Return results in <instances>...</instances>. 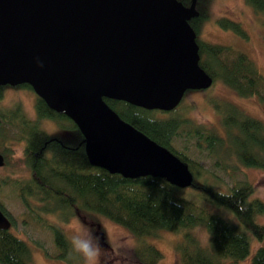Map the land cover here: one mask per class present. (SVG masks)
I'll list each match as a JSON object with an SVG mask.
<instances>
[{
	"label": "trees",
	"instance_id": "16d2710c",
	"mask_svg": "<svg viewBox=\"0 0 264 264\" xmlns=\"http://www.w3.org/2000/svg\"><path fill=\"white\" fill-rule=\"evenodd\" d=\"M180 1L186 5L190 2ZM246 1L253 9L264 10V0ZM205 2L196 0L198 14L188 20L195 31L192 22L204 17ZM218 23L246 37L239 22L222 17ZM196 42L198 63L210 75L211 82L218 79L238 95L253 96L264 104V77L245 52L228 44L198 39ZM18 85L31 89L28 83ZM2 89L0 85V98ZM103 99L121 119L183 160L193 173L192 182L179 187L164 177L128 178L90 164L82 138L76 144H69L39 127L37 120L44 117L67 118L77 128L69 117L48 107L35 94L34 115L18 102L0 107V152L4 163L13 152L8 142L21 141L27 170L22 178H0V188L8 181L10 191L30 210L32 204H38L35 202L46 213L55 208L71 211L76 205L124 226L139 239L134 245L133 264H155L161 257V251L142 238L155 236L160 229L178 233L173 243L178 264H235L243 259L249 252L250 236L264 237V222L256 220L257 215L264 213V202L251 196L253 186L246 180L223 189L218 184L219 177L190 156L185 143L204 151L219 168H227L228 158L234 157L244 165L264 169V122L229 102L227 109H219L218 125L208 126L195 123L174 111V107L147 109L121 99ZM177 140L184 143L183 148ZM211 205L219 210H211ZM0 209L11 226L13 221L1 196ZM40 218L51 232L54 250L50 256L79 263L81 257L71 252L69 237L62 227L46 216ZM197 226L205 230V240L194 232ZM30 263L31 248L27 240L9 228H0V264ZM249 264H264V246L256 247Z\"/></svg>",
	"mask_w": 264,
	"mask_h": 264
},
{
	"label": "water",
	"instance_id": "95a60500",
	"mask_svg": "<svg viewBox=\"0 0 264 264\" xmlns=\"http://www.w3.org/2000/svg\"><path fill=\"white\" fill-rule=\"evenodd\" d=\"M195 2L0 0V85L28 83L69 117L90 164L188 186L187 164L121 119L103 97L169 110L185 89L211 83L188 21L198 14ZM9 226L0 209V228Z\"/></svg>",
	"mask_w": 264,
	"mask_h": 264
},
{
	"label": "rangeland",
	"instance_id": "374dc122",
	"mask_svg": "<svg viewBox=\"0 0 264 264\" xmlns=\"http://www.w3.org/2000/svg\"><path fill=\"white\" fill-rule=\"evenodd\" d=\"M204 10V17L198 18L195 23L192 22L196 27L195 38L228 44L242 50L254 62L257 70L264 77V10L253 9L246 0H206ZM222 17L239 22L246 32V37L241 36L231 27L219 25L218 20ZM34 100L35 93L32 88L19 85L13 87L10 84H4L0 107L10 106L18 102L30 115H34ZM227 102L237 105L246 113L258 117L264 122L263 103L257 101L253 96L238 95L235 90L218 79L213 80L208 86L203 88L185 89L173 107L174 111L185 115L195 123L210 126L212 124L218 125L220 112L222 109H227ZM37 122L39 127L50 135L56 136L69 144H76L82 138L81 133L67 118L51 119L42 117ZM176 142L180 148H183L184 143L182 141L177 140ZM185 144H187L186 151H188L190 156L197 159L201 165L219 177L218 184L223 189L231 186L236 181L246 180L253 186L251 196L257 197L264 202L263 168L254 165H244L234 157L228 158L227 168H219L213 164L214 159L205 154L204 151L194 149L190 143ZM8 145L12 147L13 152L9 153L7 161L0 165V178L8 180L22 178L27 173L26 165L22 158V142L9 141ZM196 181L199 182L200 179H196ZM0 196L3 199L5 209L13 221L9 229L27 240L30 245V264H83L82 258L79 263H71L50 256V253L54 250L51 232L40 216H46L47 220L60 225L69 238L77 227V218L83 219V213L85 212L98 218L110 232L128 231L124 226L111 221L107 217L85 211L76 205L71 208V211L69 208L62 210L55 208L46 213L40 210L41 204L35 202L38 204L35 206L32 204L33 210H30L10 191L8 181L2 183ZM211 210L217 211L219 208L211 205ZM222 215L225 216L224 214ZM256 220L260 223L264 222V213L257 215ZM96 227L99 230V225H96ZM193 230L200 236L201 240H205L206 232L201 226H197ZM177 237L178 233L160 229L155 236L145 235L142 238L161 251L162 255L155 264H178L177 255L173 248V243ZM133 238V243L136 245L139 239L135 236ZM259 245L264 246V237L259 239L251 235L248 254L235 264H249L250 256Z\"/></svg>",
	"mask_w": 264,
	"mask_h": 264
},
{
	"label": "clouds",
	"instance_id": "9594fccd",
	"mask_svg": "<svg viewBox=\"0 0 264 264\" xmlns=\"http://www.w3.org/2000/svg\"><path fill=\"white\" fill-rule=\"evenodd\" d=\"M133 240L130 232H110L98 218L85 212L83 219L77 218L69 245L71 252L82 258L83 264H133Z\"/></svg>",
	"mask_w": 264,
	"mask_h": 264
},
{
	"label": "flooded vegetation",
	"instance_id": "af4514ba",
	"mask_svg": "<svg viewBox=\"0 0 264 264\" xmlns=\"http://www.w3.org/2000/svg\"><path fill=\"white\" fill-rule=\"evenodd\" d=\"M192 26V25H191ZM194 29V28H193ZM13 87H16V86H18V84H16V85H12ZM34 104V103H33Z\"/></svg>",
	"mask_w": 264,
	"mask_h": 264
}]
</instances>
